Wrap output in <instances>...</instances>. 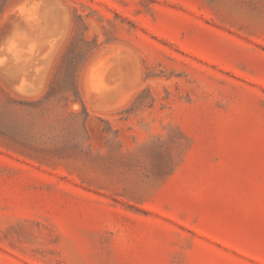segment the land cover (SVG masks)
<instances>
[{"label":"rangeland","instance_id":"374dc122","mask_svg":"<svg viewBox=\"0 0 264 264\" xmlns=\"http://www.w3.org/2000/svg\"><path fill=\"white\" fill-rule=\"evenodd\" d=\"M0 264H264V0H0Z\"/></svg>","mask_w":264,"mask_h":264},{"label":"bare ground","instance_id":"6f19581e","mask_svg":"<svg viewBox=\"0 0 264 264\" xmlns=\"http://www.w3.org/2000/svg\"><path fill=\"white\" fill-rule=\"evenodd\" d=\"M27 4H28V3H27ZM38 4H39V3H38ZM40 4H41V3H40ZM40 4H39V5H40Z\"/></svg>","mask_w":264,"mask_h":264}]
</instances>
